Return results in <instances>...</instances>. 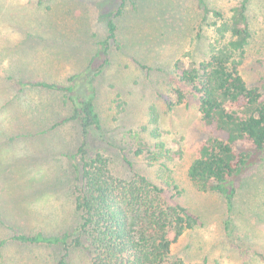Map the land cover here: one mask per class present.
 Returning <instances> with one entry per match:
<instances>
[{"label":"rangeland","instance_id":"rangeland-1","mask_svg":"<svg viewBox=\"0 0 264 264\" xmlns=\"http://www.w3.org/2000/svg\"><path fill=\"white\" fill-rule=\"evenodd\" d=\"M204 1L229 16L240 0ZM118 3L47 0L37 5L35 0H0V165L4 166L0 172V214L4 220L17 223L18 231L60 232L74 221L76 190L69 155L77 147L79 126L67 119L70 109L63 104L61 92L19 91L15 78L66 83L69 75L85 67L96 50V41L105 35L100 12ZM201 14L197 0L126 2L124 15L117 19L118 48L105 70L93 79L94 104L109 146L96 140L93 147L107 155L120 151L131 156L129 132L150 143L148 111L154 105L162 138L169 147L182 151L170 164L182 188L180 202L201 221L172 244V254L190 263L264 264V155L238 181L229 228V232L234 229V238L230 240L224 232L228 215L223 197L199 190L187 176V167L205 138L198 102L189 98L172 108L166 104L171 97L168 83L173 63L188 52L199 60L213 38V27L206 25L197 37ZM246 15L251 37L240 73L249 86L262 88L264 0H247ZM131 57L161 70L137 68ZM131 159L136 170L153 173L141 158ZM121 168L117 163V171ZM57 180H62L61 187H56ZM9 235L11 232L0 226V238ZM58 251L54 246L8 240L0 247V264H54ZM68 264L91 261L84 250L74 249Z\"/></svg>","mask_w":264,"mask_h":264},{"label":"trees","instance_id":"trees-1","mask_svg":"<svg viewBox=\"0 0 264 264\" xmlns=\"http://www.w3.org/2000/svg\"><path fill=\"white\" fill-rule=\"evenodd\" d=\"M35 1L41 5L47 0ZM127 1L134 0H119L113 9L100 12L99 18L105 21V35L96 41V50L85 67L69 75L66 83L15 78L19 91L34 88L61 92L63 104L70 109L67 119L78 123V144L69 155L76 190L75 218L60 232L37 229L26 233L18 231L17 223L4 220L0 214V226L11 232L8 237L0 238V247L8 240L54 246L59 250L54 264H68L74 249L84 250L91 264H207L186 262L171 251L172 244L201 221L199 215L180 202L182 188L170 164L182 156V151L169 147L162 138L157 108L151 105L148 111L150 143L137 133L127 134L131 156L120 151L107 155L93 147L96 140L105 142L102 121L94 104L93 79L105 70L113 50L118 48L117 19L124 15ZM197 5L202 13L197 37L200 38L206 25L213 27V38L206 45L205 56L199 60L188 52L173 63L168 83L172 98L166 104L172 108L189 98L198 102L205 138L187 167V176L199 190L214 191L223 197L228 215L224 232L231 240L234 229L229 232L230 214L238 181L264 155V86H249L240 73L251 37L247 0L233 6L229 16L209 7L204 0H197ZM131 59L142 70H161L136 57ZM14 98L19 99V95ZM16 116L20 121V116ZM132 156L141 158L153 173L136 170ZM117 163L122 167L120 171ZM3 167L0 165V172L4 171ZM60 181H56V187L62 186Z\"/></svg>","mask_w":264,"mask_h":264}]
</instances>
